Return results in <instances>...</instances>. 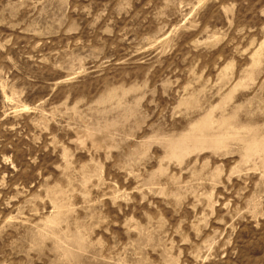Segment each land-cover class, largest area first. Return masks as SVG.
I'll return each mask as SVG.
<instances>
[{
    "label": "rangeland",
    "instance_id": "obj_1",
    "mask_svg": "<svg viewBox=\"0 0 264 264\" xmlns=\"http://www.w3.org/2000/svg\"><path fill=\"white\" fill-rule=\"evenodd\" d=\"M0 264H264V0H0Z\"/></svg>",
    "mask_w": 264,
    "mask_h": 264
}]
</instances>
